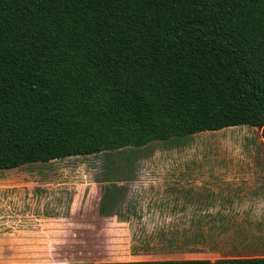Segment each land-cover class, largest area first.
<instances>
[{
	"label": "trees",
	"instance_id": "16d2710c",
	"mask_svg": "<svg viewBox=\"0 0 264 264\" xmlns=\"http://www.w3.org/2000/svg\"><path fill=\"white\" fill-rule=\"evenodd\" d=\"M243 125L264 139V0H0V169Z\"/></svg>",
	"mask_w": 264,
	"mask_h": 264
},
{
	"label": "crops",
	"instance_id": "0c3cea01",
	"mask_svg": "<svg viewBox=\"0 0 264 264\" xmlns=\"http://www.w3.org/2000/svg\"><path fill=\"white\" fill-rule=\"evenodd\" d=\"M200 184L196 175L180 173L0 169V264L92 263L84 258L85 252L102 251L113 240L118 245H148V235L158 233L153 230L155 224L159 234L171 233L173 228L181 233L176 238L163 237L165 246L190 242V253L205 247L216 250L215 245L204 244L201 235L215 227L214 215L185 213L182 204L176 205L184 186L196 190ZM105 233L115 237L108 241ZM196 255L189 258L215 254ZM147 256L120 261L155 260ZM259 256L263 255L247 257ZM99 262L108 261L92 264Z\"/></svg>",
	"mask_w": 264,
	"mask_h": 264
},
{
	"label": "rangeland",
	"instance_id": "374dc122",
	"mask_svg": "<svg viewBox=\"0 0 264 264\" xmlns=\"http://www.w3.org/2000/svg\"><path fill=\"white\" fill-rule=\"evenodd\" d=\"M16 169L139 170L196 175L202 182L196 190L184 186L181 201L176 205L178 208L182 204L185 213L214 215L215 227L209 234L201 232V235L203 243L215 245L216 250L205 247V250H191L190 253V242L165 246L161 242L163 237L176 238L181 233L173 228L171 233L159 234V226L155 224L152 227L158 233L148 235L149 248L146 243L141 246L142 242L113 244L115 235L105 233L103 237L113 242L102 251L85 252L84 258L92 263L132 259L145 254L148 255L146 259L155 260L187 259L196 254L204 257L215 254L205 258L210 260L227 256H264V139L260 128L233 126L184 139L156 141L141 148L68 157ZM210 181H214V185L206 186ZM222 214L224 218L218 219Z\"/></svg>",
	"mask_w": 264,
	"mask_h": 264
}]
</instances>
